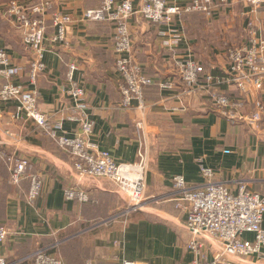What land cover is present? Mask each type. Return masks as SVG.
<instances>
[{
  "label": "crops",
  "instance_id": "obj_1",
  "mask_svg": "<svg viewBox=\"0 0 264 264\" xmlns=\"http://www.w3.org/2000/svg\"><path fill=\"white\" fill-rule=\"evenodd\" d=\"M165 1L183 5L187 0ZM96 6L95 0H55V8L70 14L75 21L67 30L66 47L44 41L45 69L34 85L26 77L28 54L20 36L1 15L0 47L7 51L13 65L23 69L16 82L39 92V108L51 120L67 113L72 105L66 73L68 62L75 60L73 79L85 91V116L93 123L91 140L116 163L137 161L136 123H142L147 153L145 202L140 211L122 215L125 198L112 183L78 176L71 157L32 121L11 118L14 102L0 103V149L8 157L27 158L30 164L26 174H38L43 180L41 195L29 203L28 180L13 185L7 163L0 162V225L10 233L0 245V257L10 263L30 264L31 255L44 249L63 264H121L123 260L135 264H190L194 255L186 248V215L174 206L172 178L180 175L188 186L200 187L206 183L200 173L202 166L212 170V181L225 184L231 191L245 185L264 197V118L257 131L244 123L231 125L211 110L208 97L180 96L177 90L164 91L155 84L144 89L142 109L136 107L135 100L129 108L120 109L113 25L81 20L86 8ZM250 11L243 0H233L229 8L212 18L219 31L225 32L226 24L242 26V39L230 46L246 42L249 21L264 39V5L254 14ZM186 16L194 20L202 15ZM183 17L174 20L183 40L172 49L162 45L166 36L159 32L166 33V27L152 26L141 17L133 18L129 23L132 57L155 81L172 78L175 63L189 55L211 69L214 77H220L225 67V49L212 52V56L209 51L207 56H196L198 41L185 35L179 25ZM51 32L49 28L47 34ZM220 89L232 92L223 85ZM261 98L264 100V96ZM248 111L249 107L242 110ZM79 128L76 122L64 121L58 134L74 136ZM68 187L86 192L87 202L65 200L63 191ZM252 237L243 235L246 240ZM203 242L209 256L216 251V241L207 238ZM232 261L264 264V247L259 257Z\"/></svg>",
  "mask_w": 264,
  "mask_h": 264
},
{
  "label": "built area",
  "instance_id": "obj_2",
  "mask_svg": "<svg viewBox=\"0 0 264 264\" xmlns=\"http://www.w3.org/2000/svg\"><path fill=\"white\" fill-rule=\"evenodd\" d=\"M96 7L86 8L81 20L113 25L112 49L116 55L114 68L119 75V108L127 109L133 100L136 107L144 106V89L156 85L164 91L179 92L180 96L204 95L210 100L211 110L218 113L229 124H246L257 131L264 118V39L248 22L249 35L246 42L232 45L224 50L225 67L220 77H214L211 69H206L192 56L175 63L174 76L155 81L145 74L141 65L132 57V39L129 23L141 17L152 26L167 28L159 32L165 35L163 47L172 49L183 40V34L174 26V20L187 14L197 13L206 19L229 8L233 0H187L183 5L168 3L165 0H95ZM254 14L264 0H243ZM0 15L20 36L23 49L28 54L26 77L29 84L37 82L45 69L44 41L67 46V30L75 19L68 13L55 8V0H10L2 6ZM50 25H47V21ZM52 32L47 34L48 29ZM77 62L67 64V94L72 105L67 113L56 120L39 108V92L28 89L16 82L23 69L12 63L7 51L0 47V103L14 102L11 118L16 121H32L35 127L48 136L59 149L66 152L73 161V169L80 177L91 180L105 179L112 183L118 193L125 198V216L140 211L145 199V171L147 153L142 133V123H136L138 150L134 163H116L106 151L98 149L92 142L93 123L85 116L86 103L83 87L73 79ZM223 85L228 90H221ZM246 113L242 112L248 108ZM1 114V110H0ZM64 121L79 124V133L74 136L59 135ZM7 163L10 181L19 185L28 180L26 200L33 203L42 192L43 180L38 174H26L30 161L27 158L8 157L0 149V162ZM206 183L200 187H190L184 178H172L175 192V208L186 215L184 227L189 234L186 248L194 255L190 264H235L232 259H246L261 255L264 247V197L250 191L245 185L231 191L225 184L212 181L213 172L200 167ZM64 199L85 203L88 200L83 190L68 187L63 191ZM121 215V216H122ZM251 234L252 240L243 238ZM9 231L0 225V245L9 238ZM210 238L217 242L216 251L210 256L203 240ZM30 264H63L59 257L39 249L31 255ZM0 264H15L0 257ZM121 264H135L123 260Z\"/></svg>",
  "mask_w": 264,
  "mask_h": 264
},
{
  "label": "rangeland",
  "instance_id": "obj_3",
  "mask_svg": "<svg viewBox=\"0 0 264 264\" xmlns=\"http://www.w3.org/2000/svg\"><path fill=\"white\" fill-rule=\"evenodd\" d=\"M8 1L10 0H0V11L2 9V6ZM214 22V19H206L203 16H199L194 20H191L188 16H185L179 21V25L185 31V35H190L191 37H194L193 39H196L198 41L195 49V54L199 58L203 57L204 55L207 56V51L211 53L217 51L221 52L222 50L227 49L230 44H236L242 39V36L244 34L242 26L239 27L237 24L234 25L232 23L226 24V22L224 21L226 27H224L225 32H223L217 30L218 27L215 26ZM205 39L207 41H205ZM213 53L211 54V56L213 55Z\"/></svg>",
  "mask_w": 264,
  "mask_h": 264
},
{
  "label": "trees",
  "instance_id": "obj_4",
  "mask_svg": "<svg viewBox=\"0 0 264 264\" xmlns=\"http://www.w3.org/2000/svg\"><path fill=\"white\" fill-rule=\"evenodd\" d=\"M187 15H189V14H187ZM184 16H186V15H184Z\"/></svg>",
  "mask_w": 264,
  "mask_h": 264
}]
</instances>
